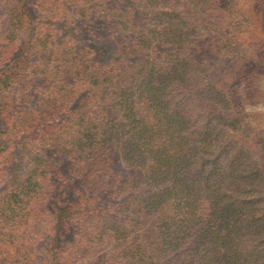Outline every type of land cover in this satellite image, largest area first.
<instances>
[{
	"label": "trees",
	"instance_id": "16d2710c",
	"mask_svg": "<svg viewBox=\"0 0 264 264\" xmlns=\"http://www.w3.org/2000/svg\"><path fill=\"white\" fill-rule=\"evenodd\" d=\"M9 1L0 136L27 165L0 196V264H66L68 249L90 264H264V143L245 102L264 70L260 0L252 14L207 0H90L73 16L52 10L51 23L42 0ZM65 20L90 32V47ZM250 20L259 36L244 44ZM22 29L11 52L5 38ZM44 197L51 236L34 223Z\"/></svg>",
	"mask_w": 264,
	"mask_h": 264
},
{
	"label": "rangeland",
	"instance_id": "374dc122",
	"mask_svg": "<svg viewBox=\"0 0 264 264\" xmlns=\"http://www.w3.org/2000/svg\"><path fill=\"white\" fill-rule=\"evenodd\" d=\"M7 5L9 0H3ZM202 1V0H201ZM259 1V0H258ZM43 2V10L45 9L46 15L44 16L41 12V8L39 9L41 12V17H43V20L51 23L52 22V10H56L58 12H61V16H73V14H78L80 12H83L85 9L90 8V4L86 5L84 2H90V0H57V5L55 8L51 7L49 5V0L46 2L45 0H42ZM221 2V3H220ZM11 6H13V1L10 2ZM33 5L29 8V10L32 11V13L36 9L35 3L32 2ZM118 4L121 6H127L128 2L125 3L122 0L118 1ZM155 5V4H154ZM206 8L208 10H215V11H223V12H236L238 14H252L254 12L255 7L251 4V0H229L226 2H222V0H214V4H211L208 0L206 1ZM256 11V10H255ZM257 11L261 14L264 13V0H260V6L257 7ZM256 11V12H257ZM69 14V15H68ZM68 22L70 20L68 19ZM248 25H253L251 26V29L249 32L246 34H241L242 35V41L244 44H255L257 40V32L258 30L256 29V24L254 23L253 20H250L247 22ZM61 26L65 27L66 33L70 35V40H73L77 43V45L81 48H84L85 46L90 47V32L87 31L83 25L82 28L79 26V29L84 30L82 33L76 31V29H72L69 25L67 26L66 20L65 22L61 23ZM76 26V24H75ZM21 29V28H20ZM5 29L2 30V33H4ZM25 30H17L14 32L12 35V32L10 33L11 35L6 37L3 36L2 39L7 40V43L9 44L10 40L11 41V52L14 46L15 41L17 40H24L22 38H25L24 33ZM12 36V38H11ZM65 39V38H64ZM94 45V44H93ZM86 54V58H88V54ZM108 52H106V56H108ZM259 68L258 65H256L255 72L256 75L254 76V79H250V95L247 97L248 101L246 100L245 102H249L248 106H251L250 108L252 111L260 112V116L256 118L253 121L252 127L253 130L255 131L256 136L254 135L253 140L256 141V139H260L264 143V70L262 71H257ZM258 73V75H257ZM241 94H244L243 89H240ZM246 104V103H245ZM247 105V104H246ZM1 135V133H0ZM7 135L3 136L5 139ZM2 137L0 136V196L7 192L10 188H15L17 183H21L24 178V174L26 172V165H27V154L23 152H19L16 148L13 149V147L10 149L8 146L4 147V141L1 139ZM261 145V144H260ZM253 146L256 148V146H259L256 143H253ZM262 146V145H261ZM258 148V147H257ZM58 194L57 189H54L53 192L50 195V198H54ZM47 197H44L42 203H41V208L42 212H40L37 220L34 223H42V227H44L47 231H49L50 236L52 233V227H47L45 226L50 220L52 221L53 216L51 215V212L56 213L55 211L50 210V207L47 208L48 202L46 201ZM3 200V199H2ZM55 201V200H54ZM49 210V213L47 212ZM51 211V212H50ZM34 216V215H33ZM33 217H30L26 219L28 222H31ZM3 222V218L0 217V228L1 223ZM24 226V222H22ZM8 231H11V226H8ZM20 230V228L18 229ZM77 227L74 225H70L67 227L64 232L63 236H66L63 239V244H64V249L67 248V243L72 242L74 235L76 233ZM2 233V230L0 229V234ZM45 233H43L40 238L39 244H36L40 251L46 250V248L49 250L50 246L46 247L47 240L46 239ZM46 239V240H45ZM62 239V238H61ZM51 245V244H50ZM44 250V251H45ZM48 250L46 252H48ZM69 252L64 253V256L70 255V260L66 264H90V259L88 257L78 258V255L74 252L72 249H68ZM75 256H73V254ZM72 254V255H71ZM0 257H3V255H0ZM100 258V255H98ZM106 262L109 263V260L105 258ZM107 263V264H108ZM122 264H125L123 261Z\"/></svg>",
	"mask_w": 264,
	"mask_h": 264
}]
</instances>
